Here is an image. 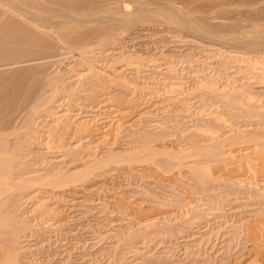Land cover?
Wrapping results in <instances>:
<instances>
[{"label":"rangeland","instance_id":"374dc122","mask_svg":"<svg viewBox=\"0 0 264 264\" xmlns=\"http://www.w3.org/2000/svg\"><path fill=\"white\" fill-rule=\"evenodd\" d=\"M0 1L9 264H264V0Z\"/></svg>","mask_w":264,"mask_h":264},{"label":"bare ground","instance_id":"6f19581e","mask_svg":"<svg viewBox=\"0 0 264 264\" xmlns=\"http://www.w3.org/2000/svg\"><path fill=\"white\" fill-rule=\"evenodd\" d=\"M5 1H8V0H5ZM24 1V0H23ZM27 1V0H26ZM29 1V0H28ZM27 1V2H28ZM1 2V1H0ZM18 2V1H17ZM19 2H22V0H19ZM18 2V3H19ZM9 3V2H8ZM12 2L10 1V4H11ZM25 3V2H24ZM22 3H20V5H21ZM4 5V4H3ZM2 5V6H3ZM15 5V4H14ZM16 5H17V3H16ZM19 5V4H18ZM24 6V5H23ZM16 7V6H15ZM18 7V6H17ZM20 7V9L22 8L21 6H19ZM19 7H18V9H19ZM13 8H14V6H13ZM11 9H12V7H11ZM13 10V9H12ZM16 11V10H15ZM18 11V10H17ZM22 11V10H21ZM119 12V11H118ZM17 13V12H16ZM24 13V12H23ZM123 13V12H122ZM8 14V13H7ZM4 17V16H3ZM2 22V21H1ZM1 24V23H0ZM5 24V23H4ZM10 25V24H9ZM13 29V28H12ZM11 30V29H10ZM7 34V33H6ZM25 37V36H24ZM12 38V37H11ZM23 39V38H22ZM10 40V39H9ZM40 40V39H39ZM17 41V40H16ZM24 41V40H23ZM26 41V40H25ZM21 42V44H22V41H20ZM11 43V42H10ZM18 43V42H17ZM24 43V42H23ZM14 45V44H13ZM10 48V47H9ZM12 54H14L13 52H12ZM2 61V60H1ZM40 94V93H39ZM134 108V107H133ZM132 108V109H133ZM81 122H82V120H81ZM85 122H86V120H85ZM94 122V121H93ZM29 123V122H28ZM87 123V122H86ZM91 124H89L88 123V126H90ZM80 126V125H79ZM86 126H87V124H86ZM86 126L84 125V127L86 128ZM80 127H83V126H80ZM83 127V128H84ZM92 127H94V126H92L91 125V128ZM96 127V126H95ZM94 127V128H95ZM96 128H99V130L101 129L100 128V126H97ZM105 128V127H104ZM31 129V128H30ZM78 129V128H77ZM93 129V128H92ZM104 130V129H103ZM1 131V130H0ZM7 131V130H6ZM9 131V130H8ZM78 132H80L79 131V129H78ZM82 132V131H81ZM84 132V131H83ZM88 133H89V129H88V131H87ZM85 133V132H84ZM88 133H86V134H88ZM14 134V133H13ZM81 134V133H80ZM85 134V135H86ZM91 135V134H90ZM108 135V134H107ZM9 136V135H8ZM89 137H91V136H89ZM93 137V136H92ZM235 138H236V136H235ZM13 139V138H12ZM11 139V140H12ZM25 139V138H24ZM262 139H260V141H261ZM16 142V141H15ZM264 143V142H263ZM4 144V143H3ZM260 144V143H259ZM4 145H6V144H4ZM11 145V144H10ZM20 146H22V145H20ZM11 147V146H10ZM259 148V147H258ZM90 149V148H89ZM255 149V148H254ZM75 150V149H74ZM262 150H263V148H262ZM5 151V152H4ZM14 151V150H13ZM77 151V150H76ZM264 151V150H263ZM8 151L7 150H2V148L0 147V184H5V182L7 181V179H8V174L10 173L9 171V168H8V164H9V161L11 160V159H9L8 157H10L9 156V153H7ZM19 152V151H18ZM24 152V151H23ZM6 153H7V155H6ZM228 153V152H227ZM245 153H246V151H245ZM255 153V152H254ZM15 154V153H14ZM261 154V153H260ZM252 156V155H251ZM261 156V155H260ZM263 156V155H262ZM261 156V157H262ZM253 157V156H252ZM15 158V157H14ZM112 158V157H111ZM255 158V157H254ZM256 159V158H255ZM262 159H264L263 157H262ZM258 160V159H257ZM259 161H260V158H259ZM14 162V161H13ZM255 162V161H254ZM257 162V161H256ZM260 162H262V164L264 163L263 162V160H261ZM260 162H259V164H260ZM85 163V162H84ZM107 163V162H106ZM262 164H261V166H262ZM99 165V164H98ZM102 165H103V163H102ZM9 166H10V164H9ZM257 166H258V162H257ZM256 166V167H257ZM261 166H260V168H261ZM255 167V168H256ZM259 167V166H258ZM263 168V167H262ZM14 169V168H13ZM90 169V168H89ZM264 169V168H263ZM262 169V170H263ZM9 170V171H8ZM260 170V169H259ZM264 171V170H263ZM61 172V171H60ZM91 172V171H90ZM73 173V172H72ZM263 173V172H262ZM25 174V173H24ZM26 175V174H25ZM65 175V174H64ZM84 175V174H83ZM40 176V175H39ZM54 176V175H53ZM70 176V175H69ZM85 177H86V175H84ZM11 177V176H10ZM66 177V176H65ZM55 178V177H54ZM75 178H76V176H75ZM74 178V179H75ZM77 178L78 179H80L81 180V177L79 178V176H77ZM58 179V178H57ZM66 179V178H65ZM73 179V180H74ZM78 179H76V180H78ZM10 180V179H9ZM30 180V179H29ZM35 180V179H34ZM38 180V179H37ZM53 180V179H52ZM48 181H49V179H48ZM64 181V180H63ZM71 181V180H70ZM37 182V181H36ZM47 182V181H46ZM42 183V182H41ZM48 183V182H47ZM10 184V183H9ZM19 184V183H18ZM21 184V183H20ZM27 184V183H26ZM78 184V183H77ZM8 185V184H7ZM12 185V184H11ZM1 186V185H0ZM77 186V185H76ZM28 187V186H27ZM60 187V186H59ZM7 188V187H6ZM107 188V187H106ZM5 189V188H4ZM28 189V188H27ZM30 189V188H29ZM2 203V202H1ZM12 219V218H11ZM5 223V222H4ZM8 223V222H7ZM6 226V225H5ZM11 228V227H10ZM261 229V228H260ZM12 230V229H11ZM6 232V231H5ZM4 232H2V234H3ZM8 234V233H7ZM6 237V236H5ZM1 240V239H0ZM7 240V239H6ZM1 247V246H0ZM8 247V246H7ZM5 249V248H4ZM0 251H2L1 253L3 254V257H2V264H9V263H11L12 261H13V257L10 255V254H6V253H3V248L1 247L0 248ZM5 251V250H4ZM19 262V261H18Z\"/></svg>","mask_w":264,"mask_h":264}]
</instances>
